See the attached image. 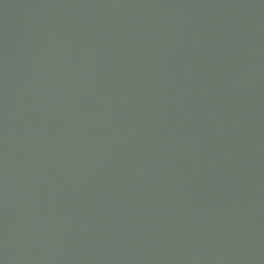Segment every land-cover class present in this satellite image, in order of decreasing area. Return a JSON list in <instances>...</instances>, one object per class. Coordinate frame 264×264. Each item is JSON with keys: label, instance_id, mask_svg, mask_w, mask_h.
<instances>
[{"label": "water", "instance_id": "obj_1", "mask_svg": "<svg viewBox=\"0 0 264 264\" xmlns=\"http://www.w3.org/2000/svg\"><path fill=\"white\" fill-rule=\"evenodd\" d=\"M0 264H264V0H0Z\"/></svg>", "mask_w": 264, "mask_h": 264}]
</instances>
